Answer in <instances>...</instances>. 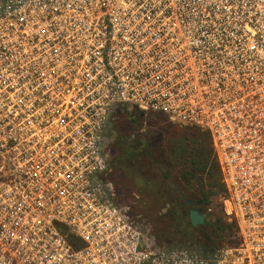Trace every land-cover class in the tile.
Segmentation results:
<instances>
[{
  "label": "built area",
  "instance_id": "1",
  "mask_svg": "<svg viewBox=\"0 0 264 264\" xmlns=\"http://www.w3.org/2000/svg\"><path fill=\"white\" fill-rule=\"evenodd\" d=\"M125 107L209 135L227 243L156 244L117 201ZM0 264H264V0H0Z\"/></svg>",
  "mask_w": 264,
  "mask_h": 264
},
{
  "label": "rangeland",
  "instance_id": "2",
  "mask_svg": "<svg viewBox=\"0 0 264 264\" xmlns=\"http://www.w3.org/2000/svg\"><path fill=\"white\" fill-rule=\"evenodd\" d=\"M192 132V128L180 126L160 114L142 113L136 108H118L111 117L106 142L109 163L108 177L116 190L117 201L121 205L130 207L131 215L143 224L148 240L160 245L188 247L202 251L194 240L181 239L172 220L174 204L165 193L159 192L154 186L149 187L142 180L139 181L131 171L123 166L117 167L118 157L124 145L128 142L140 144V142L154 138L170 162L172 171L176 175L182 174L187 170V164L182 158L181 139L189 136ZM180 184L183 187V183ZM185 191L184 194L180 192L178 195L182 200L189 196ZM187 192L197 193L194 189ZM220 195L219 193L210 197V202L203 215L207 224L204 227L213 240L218 242V246H222L228 241V232L224 226L225 222L222 219L218 203ZM214 221L215 225L210 226V223H214ZM198 227L201 225L196 228ZM220 236L221 238H219Z\"/></svg>",
  "mask_w": 264,
  "mask_h": 264
},
{
  "label": "trees",
  "instance_id": "3",
  "mask_svg": "<svg viewBox=\"0 0 264 264\" xmlns=\"http://www.w3.org/2000/svg\"><path fill=\"white\" fill-rule=\"evenodd\" d=\"M192 131L189 136L181 139L182 158L187 164V170L182 174L176 175L172 171L170 162L154 138L140 142V144L128 142L124 145L118 157L117 167L123 166L131 171L139 181L142 180L149 187L154 186L159 192L165 193L174 204L172 220L181 239L194 240L203 252H207L217 249L218 242L213 240L207 232L204 227L207 226L205 221L201 227L193 228L188 220V213L191 208H194L204 215L210 197L222 194L224 187L209 135L195 128H192ZM180 183H183V187ZM184 188L187 191L194 189L197 193H189ZM184 191L189 196L182 200L178 195L180 192L184 194ZM187 200L193 203L192 207L186 204ZM214 225L215 221L210 223V226ZM224 226L229 236L232 227L226 223Z\"/></svg>",
  "mask_w": 264,
  "mask_h": 264
},
{
  "label": "water",
  "instance_id": "4",
  "mask_svg": "<svg viewBox=\"0 0 264 264\" xmlns=\"http://www.w3.org/2000/svg\"><path fill=\"white\" fill-rule=\"evenodd\" d=\"M186 204L189 207L193 206V203L189 200L186 201ZM188 219H189V222L193 228H196L197 226L203 225L204 221H205L203 214L199 210L194 209V208H191L189 210Z\"/></svg>",
  "mask_w": 264,
  "mask_h": 264
}]
</instances>
